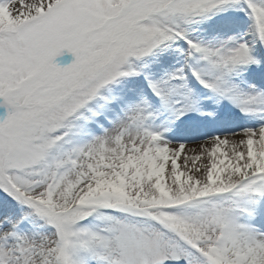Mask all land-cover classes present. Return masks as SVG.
Returning a JSON list of instances; mask_svg holds the SVG:
<instances>
[{
  "label": "snow or ice",
  "instance_id": "1",
  "mask_svg": "<svg viewBox=\"0 0 264 264\" xmlns=\"http://www.w3.org/2000/svg\"><path fill=\"white\" fill-rule=\"evenodd\" d=\"M0 98V264H264V0H0Z\"/></svg>",
  "mask_w": 264,
  "mask_h": 264
},
{
  "label": "rangeland",
  "instance_id": "2",
  "mask_svg": "<svg viewBox=\"0 0 264 264\" xmlns=\"http://www.w3.org/2000/svg\"><path fill=\"white\" fill-rule=\"evenodd\" d=\"M74 59L73 55L70 52L65 51L61 56L57 57L56 60L61 64H67L70 63L72 60ZM0 100H2V98H0ZM7 110L2 103H0V110ZM5 117V116H3ZM1 117V118H3Z\"/></svg>",
  "mask_w": 264,
  "mask_h": 264
},
{
  "label": "bare ground",
  "instance_id": "3",
  "mask_svg": "<svg viewBox=\"0 0 264 264\" xmlns=\"http://www.w3.org/2000/svg\"><path fill=\"white\" fill-rule=\"evenodd\" d=\"M190 147H191V145H190Z\"/></svg>",
  "mask_w": 264,
  "mask_h": 264
}]
</instances>
